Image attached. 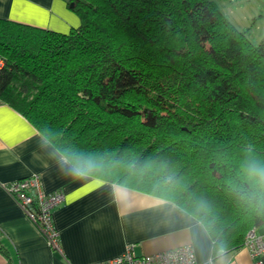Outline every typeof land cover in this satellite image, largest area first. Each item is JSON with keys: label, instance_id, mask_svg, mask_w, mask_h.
I'll list each match as a JSON object with an SVG mask.
<instances>
[{"label": "trees", "instance_id": "1", "mask_svg": "<svg viewBox=\"0 0 264 264\" xmlns=\"http://www.w3.org/2000/svg\"><path fill=\"white\" fill-rule=\"evenodd\" d=\"M70 2L68 32L0 17V100L81 174L198 219L213 258L264 231V37L214 0Z\"/></svg>", "mask_w": 264, "mask_h": 264}, {"label": "crops", "instance_id": "2", "mask_svg": "<svg viewBox=\"0 0 264 264\" xmlns=\"http://www.w3.org/2000/svg\"><path fill=\"white\" fill-rule=\"evenodd\" d=\"M0 17L68 32L79 24L67 0H0ZM38 174L62 190L53 212L63 253L53 249L5 184ZM129 243L137 254L190 244L195 264H254L244 246L212 257L202 223L175 203L81 174L22 114L0 100V264H88Z\"/></svg>", "mask_w": 264, "mask_h": 264}, {"label": "built area", "instance_id": "3", "mask_svg": "<svg viewBox=\"0 0 264 264\" xmlns=\"http://www.w3.org/2000/svg\"><path fill=\"white\" fill-rule=\"evenodd\" d=\"M3 59L0 57V67ZM7 192L22 208L26 216L36 224L48 244L56 251L63 253L59 243V232L53 224L54 209L64 201L62 190L45 192L41 189L38 174L13 180L5 184ZM254 264H264V231L249 229L243 239ZM192 246L184 244L153 253L137 254L134 244L129 243L120 254L105 260L88 264H195Z\"/></svg>", "mask_w": 264, "mask_h": 264}, {"label": "rangeland", "instance_id": "4", "mask_svg": "<svg viewBox=\"0 0 264 264\" xmlns=\"http://www.w3.org/2000/svg\"><path fill=\"white\" fill-rule=\"evenodd\" d=\"M222 13L254 42L264 37V17L256 0H214Z\"/></svg>", "mask_w": 264, "mask_h": 264}, {"label": "water", "instance_id": "5", "mask_svg": "<svg viewBox=\"0 0 264 264\" xmlns=\"http://www.w3.org/2000/svg\"><path fill=\"white\" fill-rule=\"evenodd\" d=\"M72 5H73V3H72V2H70L69 6L71 7Z\"/></svg>", "mask_w": 264, "mask_h": 264}]
</instances>
